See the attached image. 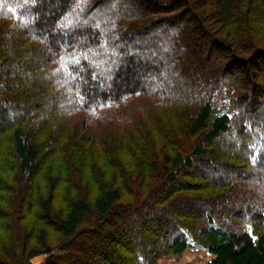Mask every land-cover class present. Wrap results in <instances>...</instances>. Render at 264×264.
Listing matches in <instances>:
<instances>
[{
  "label": "trees",
  "instance_id": "1",
  "mask_svg": "<svg viewBox=\"0 0 264 264\" xmlns=\"http://www.w3.org/2000/svg\"><path fill=\"white\" fill-rule=\"evenodd\" d=\"M0 202V264H264V0H0Z\"/></svg>",
  "mask_w": 264,
  "mask_h": 264
},
{
  "label": "rangeland",
  "instance_id": "2",
  "mask_svg": "<svg viewBox=\"0 0 264 264\" xmlns=\"http://www.w3.org/2000/svg\"><path fill=\"white\" fill-rule=\"evenodd\" d=\"M169 41V40H167ZM15 68V67H14ZM192 171V169L190 170ZM10 184V183H9ZM2 203V202H0ZM4 204V203H2ZM1 206V204H0ZM39 218L41 219L40 215H39ZM37 225L38 227L40 228L41 227V230H45L47 231V234H48V244L49 245H53L56 244L58 241V238H59V235L57 234V232L55 230H52L51 228H47L46 226V223L43 221V220H38L37 221ZM35 247H38L36 244H34ZM198 250L196 251H199L201 252L200 254L199 253H196L195 255H193L190 259H184V256H169V257H166L164 259V262H160L159 264H206V256H205V250L201 247L197 248ZM46 257L45 256H41V257H37L33 260V264H42L44 261H45ZM163 260V259H162ZM186 260V261H184ZM161 261V260H160Z\"/></svg>",
  "mask_w": 264,
  "mask_h": 264
},
{
  "label": "crops",
  "instance_id": "3",
  "mask_svg": "<svg viewBox=\"0 0 264 264\" xmlns=\"http://www.w3.org/2000/svg\"><path fill=\"white\" fill-rule=\"evenodd\" d=\"M196 250H198V249H189L187 252H185L183 255H181V256H184V259H190L193 255H195L196 253H201V252H199V251H196ZM201 255V254H200ZM205 256H206V264H207V262L211 259V257L205 252ZM184 261H186V260H184ZM160 262H164V259L163 260H161Z\"/></svg>",
  "mask_w": 264,
  "mask_h": 264
}]
</instances>
